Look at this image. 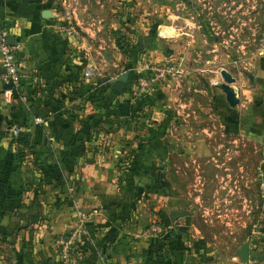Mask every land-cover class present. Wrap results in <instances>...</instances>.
Wrapping results in <instances>:
<instances>
[{
    "label": "rangeland",
    "instance_id": "obj_1",
    "mask_svg": "<svg viewBox=\"0 0 264 264\" xmlns=\"http://www.w3.org/2000/svg\"><path fill=\"white\" fill-rule=\"evenodd\" d=\"M44 4L54 10V27L72 25L78 31V37L55 34L57 42L75 43L66 50L73 52L80 66L81 80L76 83L97 79L112 92L113 84L126 74L138 86L140 97L150 102L142 105L148 113L147 130L142 134L140 129L139 134L149 143L154 140L160 154L155 164L151 161L156 169L153 178H142L137 184L143 189L154 181L159 191L154 198L146 191L134 197L137 206L144 203L147 228L152 224L162 228L154 238L162 240L170 234L159 212L186 208L192 212L187 241L201 236L196 247L204 264H264V195L259 180L264 163V142L259 137L264 104L247 93L252 97L247 106L234 110L236 125L221 115L223 108L214 109L216 96L227 103L215 84L223 81L221 69L235 77L232 87L235 82L239 87L252 83L249 75L264 52V0H44ZM84 67L94 69V75L83 77ZM162 67L174 72L151 82L160 74L156 68ZM142 78L149 83L139 90ZM151 90L159 93L149 100ZM80 116L83 124L89 123L90 118ZM121 138L127 139V148L136 141L130 134ZM132 147L128 157L135 153ZM13 154L20 161L26 151L16 147ZM126 154L118 163L121 169L130 160ZM30 163L44 181L42 167ZM14 225L6 231H38L30 225ZM3 232L0 228V235ZM245 243L249 245L246 262L237 255ZM5 249L9 251L10 245L5 244ZM2 251L0 243V258ZM49 259L44 257L42 262L48 264Z\"/></svg>",
    "mask_w": 264,
    "mask_h": 264
},
{
    "label": "crops",
    "instance_id": "obj_2",
    "mask_svg": "<svg viewBox=\"0 0 264 264\" xmlns=\"http://www.w3.org/2000/svg\"><path fill=\"white\" fill-rule=\"evenodd\" d=\"M44 10L49 11V18L43 16ZM54 14L44 0H0V27L8 28L23 45L20 94L26 98L25 102L16 97L12 103H6L0 82V178L10 180L0 185V228L4 229L0 235L3 249L0 264H44L42 260L49 256L52 260L49 259L48 264H60L52 238L58 237L64 229L67 230L63 234L77 233L75 264H204L200 248L196 247L201 236L192 235L194 240L187 241L192 223L190 210H177L183 215L175 219H171V211L166 213L170 219L166 227L172 235L162 240L147 235L150 222L142 212L144 203L137 206L134 194L146 191L154 198L159 190L153 185L133 188L125 182L130 163L139 161L142 155L141 150H135L132 157H128L130 153L126 152L132 146L127 148L128 145L120 141L124 128L115 124L107 152L101 151L106 145L105 139L97 141L95 153H87V149L79 152L82 141L96 139L110 124L103 121L102 108L94 107L84 98L73 97L78 93L79 83H89L92 79L76 83L80 79V66L73 52L66 50L72 49L75 43L62 44L65 41L55 40L51 20ZM249 78L253 84L240 87L236 82L233 84L238 104L231 107L225 103L230 109L245 108L247 100L252 99L247 93L255 97L252 100L264 104V52ZM97 81L96 93H103L104 99L110 92ZM113 90L116 91L114 84ZM122 94L118 93L117 97ZM222 107L218 103V108ZM80 115L90 118L89 123L83 124ZM36 117H40L42 123L35 124ZM233 121V125L239 124ZM13 124L29 135L28 146L16 143L15 137L7 133ZM263 126L259 137L264 142ZM16 147L26 151L20 161L13 154ZM125 154L130 160L121 169L118 163ZM30 160L42 167L45 182L38 178L37 169L31 168ZM168 179L166 183L170 187ZM14 181L21 182V189ZM48 181L51 182L46 185ZM12 223L19 227L30 225L38 231L25 234L20 228L12 234L6 231ZM29 242L33 246L30 244L27 249ZM5 244L10 245L9 251ZM212 254L205 259L212 258Z\"/></svg>",
    "mask_w": 264,
    "mask_h": 264
},
{
    "label": "trees",
    "instance_id": "obj_3",
    "mask_svg": "<svg viewBox=\"0 0 264 264\" xmlns=\"http://www.w3.org/2000/svg\"><path fill=\"white\" fill-rule=\"evenodd\" d=\"M78 77V76H77ZM78 81V79H77ZM99 82L96 79H92L89 81V83L82 82L79 83L77 90L78 93H74L73 97L74 98H84L87 102L91 103L94 105V107L102 108L103 109V114L105 115L104 117V122L110 124L108 131H100L99 135L96 137V139L90 141L84 140L81 143L80 147V153H83L87 149V153L89 152H94L96 150V143L100 139H105L106 145L102 147L101 151L107 152V145L111 140V136L114 133L115 124L119 128H124V132L122 136H129L127 134H130L133 139L136 141L134 142L135 145H133V148L136 150H141L144 149V155L142 154L141 158L139 161L133 160L130 163V167L128 168L126 175H125V180L128 185H131L133 188L138 187V182L142 179L145 178H153L151 173L153 174V169L154 167V160H156L155 157L158 158L157 154H160V150L158 149V145L154 143V140H152L150 143L147 142V139L143 137V135L140 138L139 131L142 129L143 132H145L147 129L144 128L145 125L147 124V114L144 112L142 109V105H149L150 102L146 99H142L140 95L138 94V86H134V82L131 79H128V81L125 83L123 94L118 95L116 91L110 92L109 95H105L104 99H102V94L103 93H96L98 90V84ZM21 84V83H20ZM158 91L151 90L149 91L148 97L149 100L156 98ZM216 98V106L214 109L217 111L218 108V103L219 105L224 109V111H220L221 115H224L226 119L229 121H233L231 119H234V110L230 109L223 99L219 97ZM154 101V100H153ZM79 105V104H78ZM77 105V106H78ZM226 105V106H225ZM112 106V107H111ZM66 113V112H65ZM16 143L22 144L23 146H28L29 144V135L26 134L25 132L20 131L17 137H15ZM122 144H127L128 141L127 139H121L120 140ZM147 142V143H146ZM120 143V144H121ZM150 145V151L148 152V146ZM161 145V144H160ZM94 146V147H93ZM146 149V150H145ZM98 150V149H97ZM92 153V154H94ZM154 156V157H153ZM154 159V160H153ZM151 161L154 163H151ZM151 163V164H150ZM150 164V165H149ZM262 168L264 169V163L262 164ZM156 169H154L155 171ZM13 178V177H12ZM5 181H10L9 179H1L0 178V185L2 182ZM16 182V183H15ZM16 184L19 188L21 187V182L14 181L13 184ZM162 184H165L162 183ZM148 185H153L156 186L154 181L153 183H149ZM21 189V188H20ZM138 189V188H137ZM19 191V189H18ZM145 193V192H144ZM161 216V222L165 226V223L170 222L169 216L166 215L164 212L159 213ZM167 224V225H168ZM65 235H68V233H65Z\"/></svg>",
    "mask_w": 264,
    "mask_h": 264
},
{
    "label": "built area",
    "instance_id": "obj_4",
    "mask_svg": "<svg viewBox=\"0 0 264 264\" xmlns=\"http://www.w3.org/2000/svg\"><path fill=\"white\" fill-rule=\"evenodd\" d=\"M54 33L60 35L71 34L78 37V31L72 26L67 25L65 27H53ZM11 37L13 39L11 40ZM23 51V45L20 40H17L6 27H0V82L3 85V100L6 103H12V101L18 97L23 102L26 101V98L20 94L21 91V62L20 56ZM82 71V76H92L94 75V69L91 67H84ZM160 74L156 79H151V82L156 83V81L163 77L165 73L174 72L170 68L165 69L156 68ZM147 79L142 78L139 81V90L143 89L145 85H147ZM34 123H42V119L40 117H36L34 119ZM20 126L13 124L8 127L7 133L11 137H17L20 133ZM263 158H264V150H263ZM260 176V187L262 189V195H264V169L262 166L259 169ZM80 215V212H77ZM162 231L161 226L152 224L147 228V235L150 237H154L157 233ZM264 236V232H263ZM77 233L74 231H70L68 235H59L54 239V244L57 248V252L59 255L60 264H75L74 255L76 252V243Z\"/></svg>",
    "mask_w": 264,
    "mask_h": 264
},
{
    "label": "water",
    "instance_id": "obj_5",
    "mask_svg": "<svg viewBox=\"0 0 264 264\" xmlns=\"http://www.w3.org/2000/svg\"><path fill=\"white\" fill-rule=\"evenodd\" d=\"M43 16L49 18L50 14L48 10L43 11ZM13 37H11V40ZM264 50V49H263ZM220 75L223 79L222 82L217 84L218 87L222 89L224 92V97L226 102L228 103L229 106L234 107L238 104V97L236 95V90L230 85L235 81V77L232 76V74L226 70V69H221L220 70ZM128 81V76L126 74H122L119 77V82L114 84V89L118 93H122L125 83ZM183 215L182 212H172L170 214L171 219H175L177 216ZM239 257L244 261H248L249 258V245L247 243L242 245L241 251L239 252Z\"/></svg>",
    "mask_w": 264,
    "mask_h": 264
},
{
    "label": "bare ground",
    "instance_id": "obj_6",
    "mask_svg": "<svg viewBox=\"0 0 264 264\" xmlns=\"http://www.w3.org/2000/svg\"><path fill=\"white\" fill-rule=\"evenodd\" d=\"M164 30V29H163ZM166 32V31H165ZM220 82H215V84H219Z\"/></svg>",
    "mask_w": 264,
    "mask_h": 264
}]
</instances>
